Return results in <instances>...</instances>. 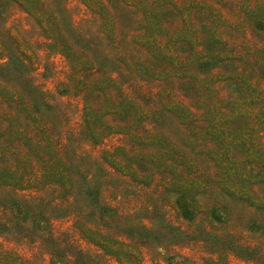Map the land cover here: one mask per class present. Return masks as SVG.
<instances>
[{
	"label": "rangeland",
	"instance_id": "rangeland-1",
	"mask_svg": "<svg viewBox=\"0 0 264 264\" xmlns=\"http://www.w3.org/2000/svg\"><path fill=\"white\" fill-rule=\"evenodd\" d=\"M0 264H264V0H0Z\"/></svg>",
	"mask_w": 264,
	"mask_h": 264
},
{
	"label": "trees",
	"instance_id": "trees-1",
	"mask_svg": "<svg viewBox=\"0 0 264 264\" xmlns=\"http://www.w3.org/2000/svg\"><path fill=\"white\" fill-rule=\"evenodd\" d=\"M105 209V208H104ZM111 212H113V213H115V210H113V209H109Z\"/></svg>",
	"mask_w": 264,
	"mask_h": 264
}]
</instances>
